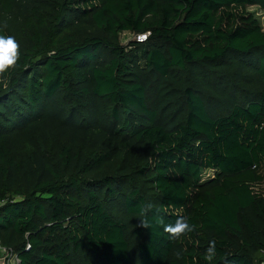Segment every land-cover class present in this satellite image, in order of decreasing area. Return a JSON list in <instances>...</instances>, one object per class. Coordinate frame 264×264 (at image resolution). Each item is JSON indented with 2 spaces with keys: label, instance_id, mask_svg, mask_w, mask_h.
<instances>
[{
  "label": "trees",
  "instance_id": "obj_1",
  "mask_svg": "<svg viewBox=\"0 0 264 264\" xmlns=\"http://www.w3.org/2000/svg\"><path fill=\"white\" fill-rule=\"evenodd\" d=\"M249 7L264 0H0L19 45L0 81V243L18 264H209L210 246L211 264H264ZM157 217L195 231L171 240Z\"/></svg>",
  "mask_w": 264,
  "mask_h": 264
},
{
  "label": "clouds",
  "instance_id": "obj_2",
  "mask_svg": "<svg viewBox=\"0 0 264 264\" xmlns=\"http://www.w3.org/2000/svg\"><path fill=\"white\" fill-rule=\"evenodd\" d=\"M19 59V45L12 36L0 35V81L7 78V74L13 69ZM153 205L151 203L141 206L139 212L138 228L148 229L151 223L148 219L149 213L152 211ZM156 222L163 226V231L171 240H180L187 234L195 231V225L190 224L186 217H178L175 223H165L163 217H157ZM216 255L214 246H210L206 250L205 260L211 264Z\"/></svg>",
  "mask_w": 264,
  "mask_h": 264
},
{
  "label": "built area",
  "instance_id": "obj_3",
  "mask_svg": "<svg viewBox=\"0 0 264 264\" xmlns=\"http://www.w3.org/2000/svg\"><path fill=\"white\" fill-rule=\"evenodd\" d=\"M132 39H134L137 43H142L146 41L147 34H138L132 35ZM19 260L16 255L12 253V251L4 248L0 243V264H18Z\"/></svg>",
  "mask_w": 264,
  "mask_h": 264
},
{
  "label": "rangeland",
  "instance_id": "obj_4",
  "mask_svg": "<svg viewBox=\"0 0 264 264\" xmlns=\"http://www.w3.org/2000/svg\"><path fill=\"white\" fill-rule=\"evenodd\" d=\"M248 10L250 12H254L256 14V16L261 21V26L264 29V12L258 10L256 7H249ZM130 39H132V37H131V34H128V33L121 34V36H120V42H121L122 45H126L128 40H130Z\"/></svg>",
  "mask_w": 264,
  "mask_h": 264
}]
</instances>
